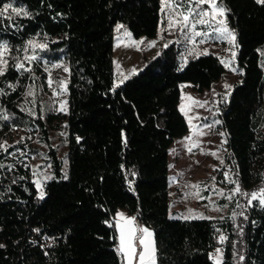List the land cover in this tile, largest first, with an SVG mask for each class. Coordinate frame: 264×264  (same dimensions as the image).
<instances>
[{
  "label": "trees",
  "instance_id": "trees-1",
  "mask_svg": "<svg viewBox=\"0 0 264 264\" xmlns=\"http://www.w3.org/2000/svg\"><path fill=\"white\" fill-rule=\"evenodd\" d=\"M222 2L243 73L219 112L226 159L241 188L256 191L264 187V5ZM8 3L30 15L9 9L0 17V41L8 44L7 71L0 76L6 93L0 115L8 119H0V142L13 128L38 130L52 178L40 199L26 160L38 150L22 143L0 149V264H124L115 227L120 208L153 231L156 264H216L211 252L219 244L218 226L227 235L223 264H236L237 254L241 264H264L258 200L248 205L240 227L230 217L171 215L170 151L189 130L179 107L181 84L199 92L211 88L227 71L220 57L200 55L179 71V47L172 42L115 87L116 25L135 38L157 37L161 0H0V8ZM30 40L46 47H32ZM32 53L50 63L68 61L66 113L24 106L27 88H39V81L32 71H17L14 57L22 61ZM58 119L66 124L67 173L50 138ZM16 148L24 153L13 155Z\"/></svg>",
  "mask_w": 264,
  "mask_h": 264
},
{
  "label": "rangeland",
  "instance_id": "rangeland-1",
  "mask_svg": "<svg viewBox=\"0 0 264 264\" xmlns=\"http://www.w3.org/2000/svg\"><path fill=\"white\" fill-rule=\"evenodd\" d=\"M219 3V2H218ZM205 9L209 8L208 4H204ZM166 10V6H165ZM219 18V17H218ZM117 25H122L121 23ZM115 27V43H114V71H115V87H118L125 79L130 77L142 68L146 62L153 59L160 53L163 45L172 42L177 43L179 47L180 61L185 58L186 61L194 58V55H189L187 49L196 47L198 52L208 49L209 53H214L220 59L231 60V45L226 40L215 39L208 40L203 44L193 45L186 42L183 34L179 30H168L167 20L163 14V23L160 27L159 34L155 38L140 37L135 38L129 29L126 27L117 30ZM228 25V22H227ZM229 27V25H228ZM230 28V27H229ZM231 29V28H230ZM197 30H203L201 26H197ZM232 30V29H231ZM209 33L212 29H207ZM125 32L130 33V36L125 35ZM200 38L197 37V41ZM133 41H143L142 43L134 44ZM155 41V46H149V42ZM236 52V48L234 49ZM28 56H35L36 59L27 61L24 58L21 62L24 63L26 68L31 71L38 78L39 88L30 86L24 94V106L27 108L39 106L45 112L52 113H66L68 110V79H69V64L65 58L57 62H47L45 58L39 57L36 53L29 54ZM7 57V51L4 52V59ZM236 60V57H235ZM226 67V73L216 81L211 88L205 89L203 92L197 91L190 82L181 84V102L180 109L183 108L189 130L181 138H177L170 151V200H171V215L177 218H183L188 214L191 209L194 213L202 214L207 218L223 219L230 217L237 227L242 225L245 217V210L248 207V200L250 196H244L240 193H234L233 189L235 184L230 183V180L238 182L234 171L228 164L227 155V140L226 136H221L219 133L223 132L220 121L219 112L222 105L226 104L229 95L236 83L241 80L242 71L237 67L236 62ZM235 68L236 71L230 70ZM47 69V71H46ZM67 69V71H65ZM51 78L53 83L49 86L48 80ZM63 81V84L59 82ZM225 85H230L231 88H226ZM31 91V95H29ZM194 101L205 102L203 106H199ZM63 106V110L61 107ZM191 121V126L189 124ZM211 125V127H207ZM203 134H200V133ZM186 137H191V141L186 140ZM50 138L51 143L57 148L59 156L63 160L64 168L67 173V131L64 120H56L50 125ZM192 141L196 142V146H192ZM22 143L24 145H32L38 150L37 153L26 158L28 165L32 171V178L42 187L45 193L46 184L49 179L45 177L52 176L51 163L48 158V147L41 140L38 130H25L22 128H13L4 137L0 144H4L6 148L13 147ZM191 147V151L188 149ZM24 153V150L16 148L14 155ZM215 153V155H212ZM223 161V163H221ZM37 173L33 175V173ZM225 173L228 174L227 179ZM213 177L215 179H213ZM174 178V179H173ZM199 185V189L190 187L191 185ZM239 184V182H238ZM240 186V184H239ZM37 187V186H36ZM241 192L245 193H259L256 191H246L240 186ZM199 191L197 198L192 195ZM39 192V191H38ZM220 193H223L222 195ZM187 194V195H186ZM231 196V199L228 197ZM259 200V197L258 199ZM239 205V206H238ZM117 213H123L124 218H121ZM243 213V215H241ZM133 216L125 209L120 208L115 214V227L118 234V247L120 245V228H127V219ZM133 227L136 229L147 228L139 226L135 220ZM149 231L153 232L151 229ZM137 236L141 235L139 231ZM224 235L227 239L226 232L222 226H218V239ZM154 239V236H153ZM226 239L220 242L216 248L211 252L212 258L216 264H223L224 260V247ZM155 241V240H154ZM137 245V252L140 246L138 241H134ZM221 249L220 253L216 249ZM121 254V253H120ZM123 257L124 264H128L125 255ZM241 254H237L236 264H241ZM156 260V254H155ZM132 264H138V258L132 260Z\"/></svg>",
  "mask_w": 264,
  "mask_h": 264
},
{
  "label": "snow or ice",
  "instance_id": "snow-or-ice-1",
  "mask_svg": "<svg viewBox=\"0 0 264 264\" xmlns=\"http://www.w3.org/2000/svg\"><path fill=\"white\" fill-rule=\"evenodd\" d=\"M257 4L264 5V0H255ZM204 4H208L209 8L205 9L203 7ZM162 5V13L164 14L165 19L167 20V29L168 30H179L183 36L186 42H190L193 45L196 44H203L208 40H215V39H221L226 40L230 45L231 48L227 49V51H231V60L221 59L220 62L224 64L225 67H229L235 60L236 52L235 48L238 47L236 44V33L234 30H231L227 25V17H226V9L225 6L220 0L218 3V0H161ZM166 6V10H165ZM9 9H11V13L20 16H29L30 13L23 10L22 8L13 7L12 3L5 4L2 8H0V17H4L6 13L9 12ZM219 17V18H218ZM163 23V21H162ZM197 26H201L203 30H197ZM123 25H117V30L120 28H123ZM212 29V32L209 33L207 29ZM125 35L130 36V33L125 32ZM197 37L200 39L197 41ZM143 41H133L134 44L142 43ZM155 41L149 42V46H155ZM28 44L32 47H40L45 48L46 45L40 44L36 45L34 41H28ZM163 47H168V44L163 45ZM8 50V44L6 42L0 41V76L4 75V73L7 71L8 62L6 59H4V52ZM187 52L189 55H194V58H199L200 55H208L209 50L204 49L202 52H198L196 47L187 49ZM16 59V63L13 65L17 71L23 70V71H31L30 68H26L24 63L19 60V58L14 57ZM25 60L32 61L35 60V56H25ZM186 59L182 58L181 64L179 67V71H182L184 67L186 66ZM233 72L236 71L235 68H231ZM47 71V69H46ZM67 71V69H65ZM240 74H243L242 72ZM127 79V77H125ZM123 81H121L122 83ZM49 86L53 83L51 78L48 80ZM60 84H63L64 82H59ZM13 90H15L16 85L10 84L8 85ZM226 88H231L230 85H225ZM31 95V91L28 93ZM0 95H6L4 93L3 89H0ZM194 103L198 104L199 106H203L205 102H199L194 101ZM61 110H63V106L61 107ZM183 112V108L181 109ZM30 114H32L30 112ZM0 119L7 120V115H0ZM215 123H220V121H215ZM189 124L191 126V121H189ZM207 127H211V125H207ZM200 134H203L202 132ZM219 135L224 136L225 133L221 132ZM79 140V138H77ZM186 140L191 141V137H186ZM192 146H196V142L192 141ZM0 149H3V151H7V148L4 146V144H0ZM191 151V147L188 149ZM14 155V153H13ZM212 155H215V153H212ZM223 163V161H221ZM4 165L0 164V168H3ZM11 166H9L10 168ZM171 167V166H170ZM37 173H33V175H36ZM228 174L225 173V178L227 179ZM52 177H45V179H51ZM66 178V177H65ZM23 179V178H21ZM174 179V178H173ZM213 179H215L213 177ZM230 183H233L236 185V187L233 189L234 193H240L244 196H250L248 200V205L252 206V202L254 200H258L257 206L261 209H264V187L260 188L259 193L253 192L251 194L241 192L240 186L237 181L230 180ZM37 189L39 191V198L43 199L45 196L44 191L42 190L41 185L39 182L36 184ZM190 187L194 189H199V185H191ZM221 195L223 193H220ZM187 195V194H186ZM192 195L196 196L197 198H202L199 196V191L192 193ZM228 199H231V196L228 197ZM239 206V205H238ZM117 215L121 218H124L123 213H117ZM243 215V213H241ZM184 219H207V217H204L202 214L194 213L191 209L188 210V214L183 216ZM127 219V228L121 227L119 224H117V227L120 228V245L117 249V251L123 255H125L126 259L128 260V264H132L133 259L138 258V264H156L155 260V254H156V247H155V241L153 239V232L149 231L147 228H139L136 229L133 227V222L135 220L134 217L132 218H126ZM245 220H247V216L244 217ZM137 231L140 232L141 235L137 236ZM220 242H223L226 237L224 235H221L219 237ZM134 241H138V244L140 246V251L137 252V245L134 243ZM4 245L0 244V248H3ZM217 253L221 252V249H216ZM243 255L240 256V260H243Z\"/></svg>",
  "mask_w": 264,
  "mask_h": 264
},
{
  "label": "built area",
  "instance_id": "built-area-1",
  "mask_svg": "<svg viewBox=\"0 0 264 264\" xmlns=\"http://www.w3.org/2000/svg\"><path fill=\"white\" fill-rule=\"evenodd\" d=\"M41 243L44 247H46L48 245V243L44 240V239H41Z\"/></svg>",
  "mask_w": 264,
  "mask_h": 264
},
{
  "label": "crops",
  "instance_id": "crops-1",
  "mask_svg": "<svg viewBox=\"0 0 264 264\" xmlns=\"http://www.w3.org/2000/svg\"><path fill=\"white\" fill-rule=\"evenodd\" d=\"M121 84H122V83H120V85H121ZM120 85H119V86H120Z\"/></svg>",
  "mask_w": 264,
  "mask_h": 264
}]
</instances>
